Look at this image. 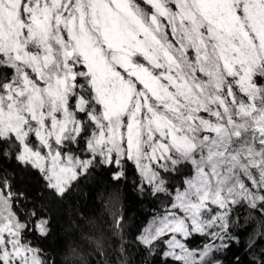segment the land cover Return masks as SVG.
Returning a JSON list of instances; mask_svg holds the SVG:
<instances>
[{"label":"snow or ice","instance_id":"snow-or-ice-1","mask_svg":"<svg viewBox=\"0 0 264 264\" xmlns=\"http://www.w3.org/2000/svg\"><path fill=\"white\" fill-rule=\"evenodd\" d=\"M96 168L156 202L154 264H244L245 233L264 264V0H0V264H59L54 204Z\"/></svg>","mask_w":264,"mask_h":264},{"label":"trees","instance_id":"trees-1","mask_svg":"<svg viewBox=\"0 0 264 264\" xmlns=\"http://www.w3.org/2000/svg\"><path fill=\"white\" fill-rule=\"evenodd\" d=\"M20 186L29 192L40 188L38 175L21 172ZM155 201L143 196L134 185L131 175L119 182L105 168H96L62 199L57 200L52 211V234L43 242L59 264H154L143 246L136 242L154 212ZM247 215V213H245ZM121 221L117 227L116 221ZM259 217L251 223L248 232L255 231ZM97 239H103L105 256L94 251ZM256 254L264 250V239L256 238ZM193 246H195V243ZM248 233L240 245H234L232 252L239 255L244 264H250L253 254L246 251ZM78 250L71 255V249ZM123 249V251H121ZM229 256L234 259L232 253Z\"/></svg>","mask_w":264,"mask_h":264},{"label":"rangeland","instance_id":"rangeland-1","mask_svg":"<svg viewBox=\"0 0 264 264\" xmlns=\"http://www.w3.org/2000/svg\"><path fill=\"white\" fill-rule=\"evenodd\" d=\"M149 222H150V221H149ZM149 222H148V223H149ZM148 223H147V224H145V226L143 227V229H144V228H145V227L148 225ZM143 229H142V230H143Z\"/></svg>","mask_w":264,"mask_h":264}]
</instances>
